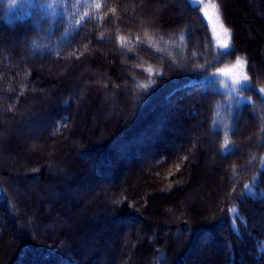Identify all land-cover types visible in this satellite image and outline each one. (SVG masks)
<instances>
[{
  "label": "trees",
  "instance_id": "16d2710c",
  "mask_svg": "<svg viewBox=\"0 0 264 264\" xmlns=\"http://www.w3.org/2000/svg\"><path fill=\"white\" fill-rule=\"evenodd\" d=\"M211 1L227 50L191 0H0V264H264V0Z\"/></svg>",
  "mask_w": 264,
  "mask_h": 264
},
{
  "label": "rangeland",
  "instance_id": "374dc122",
  "mask_svg": "<svg viewBox=\"0 0 264 264\" xmlns=\"http://www.w3.org/2000/svg\"><path fill=\"white\" fill-rule=\"evenodd\" d=\"M170 1H173V0H170ZM191 1L193 3H198L201 6V10H202L203 15H204L205 12L207 13V16L204 15V17H205L206 21L208 22V25H209L210 30L212 32V36H213V39L215 41L216 47L217 48H220V47H218V44H219V41H221V40L228 39L229 40V43H230L229 35L228 36H225L224 35V29L226 27L224 25H223V27H221L220 16H219V14L217 12V9H216L215 4L211 0H191ZM218 16H219V19H218ZM19 47L21 48L22 45H18L17 43H12L9 46L10 49L19 48ZM220 49H222V48H220ZM53 67H55L53 69H56L57 66H53ZM51 69H52V66H51V68H49V70H51ZM242 69H243V67H237L236 66V63H234V65H232L230 68L224 69V71L221 74L224 75V76H226L228 79L236 82L237 80H240L241 79V76H242L241 71H242ZM49 70H47V71H49ZM86 72H87L86 75L89 74L90 77L93 76L92 75V69L91 70H88ZM244 76H245V73H244ZM90 82H87V85L88 86H91L93 84V82H91V83ZM78 100H82L83 102H87L86 101V97H84L83 95H78L76 97V99L73 100V102L78 107H79V102H77ZM107 100H109L108 99V96L105 95V93L102 92V103H103L104 107L105 106L107 107ZM80 106H81V104H80ZM118 109H120V107H118ZM111 114L112 115L109 116L110 118L111 117H115V116L117 117V113L112 112ZM30 117L33 118L34 117V114H31ZM98 117H99V120L95 118L93 120V122H94L93 124L90 123V121H88V119L86 120L83 116H81L80 119H75V123L78 126H83V127L85 126V128H89V130H91V131L93 129H96V130L100 131L101 130V127H100L101 121L100 120H103L105 118H102L103 117L102 114H98ZM95 120H97V122H95ZM14 128H15V126L14 125H11V130H9V133L10 134H14V132H13V129ZM49 130H50L49 127L43 128L42 129V133H40V135H39L40 139L41 138L43 139L44 136L48 135L49 132H50ZM51 132H52V130H51ZM187 137H188V139L190 138V136H187ZM183 145H184L183 142L182 143H179L178 146H177L178 147L177 149L182 148ZM119 149H120V147L117 144H114L113 145L114 156H116L117 159L125 162V152L124 151L121 152V150H119ZM136 159H137V157H136ZM113 162H114V160H113ZM147 164H149V163H146V162H140L139 163L138 162L137 165L133 166L132 164L129 163V165H128L129 166L128 167L129 170H127V172H124V174H123L124 177L121 178V180L125 184L127 182V179L129 177V173L130 172H132L135 175V177H137V180L138 179L140 180L141 174H140L139 171H143L146 174L147 173V170L145 168L147 167ZM97 176L101 177L100 175H97ZM72 177L74 178L75 175L72 176ZM197 196H198V193L196 191L195 193H193V196L190 199V201L191 202H194L196 200ZM63 197H64L63 194L62 195H56L55 199L62 200ZM131 223H133V222H125V221H123V222H118L117 224L118 225H123V226H126L127 228H129V226L131 225ZM66 227H67V223L66 222H63L59 226V229H63V228H66ZM38 229H43V226L41 225V223L38 224ZM75 244H76L75 242H72L71 244H66V247L72 249V248H74ZM130 261H131V259L129 260V262ZM36 264H38V262Z\"/></svg>",
  "mask_w": 264,
  "mask_h": 264
},
{
  "label": "snow or ice",
  "instance_id": "6c2138e0",
  "mask_svg": "<svg viewBox=\"0 0 264 264\" xmlns=\"http://www.w3.org/2000/svg\"><path fill=\"white\" fill-rule=\"evenodd\" d=\"M96 7L99 8L100 5L97 4ZM204 15L207 16V13L205 12ZM218 19H219V16H218ZM221 27H223L222 22H221ZM224 35L225 36H228L229 35V32H228V30L226 28L224 29ZM218 47H220L222 49H225V50L229 49L230 48L229 40L228 39H225V40L219 41ZM236 66L237 67H244V65L241 64V61L239 59H237V61H236ZM242 79H243V81H247L248 80V77L247 76H244ZM236 83H241V81L240 80H237ZM260 91L261 92H264V89H260ZM244 187L247 189L248 188V185H245ZM231 211L232 212H236V209H232Z\"/></svg>",
  "mask_w": 264,
  "mask_h": 264
}]
</instances>
